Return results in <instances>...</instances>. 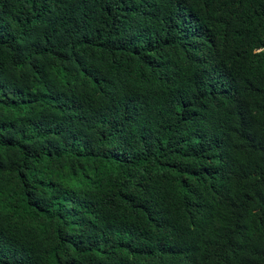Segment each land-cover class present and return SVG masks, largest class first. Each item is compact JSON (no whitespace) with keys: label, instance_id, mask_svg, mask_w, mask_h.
<instances>
[{"label":"trees","instance_id":"obj_1","mask_svg":"<svg viewBox=\"0 0 264 264\" xmlns=\"http://www.w3.org/2000/svg\"><path fill=\"white\" fill-rule=\"evenodd\" d=\"M0 264H264V0H0Z\"/></svg>","mask_w":264,"mask_h":264}]
</instances>
